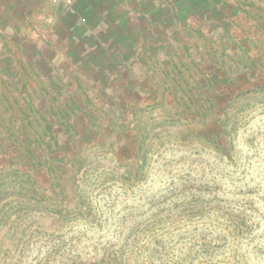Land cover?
Instances as JSON below:
<instances>
[{"label":"rangeland","instance_id":"374dc122","mask_svg":"<svg viewBox=\"0 0 264 264\" xmlns=\"http://www.w3.org/2000/svg\"><path fill=\"white\" fill-rule=\"evenodd\" d=\"M151 3L128 12L105 0H0V92L17 95L19 63L27 72L31 63L36 95L44 86L62 102L75 91L86 109L142 108L134 121L145 136L143 153L125 161L96 147L102 140L94 132L83 134L89 170L77 203L76 191L25 201L7 188L0 264H264V53L255 77L244 66L255 41H264V0ZM184 24L206 33L212 59L197 62L210 83L198 76L195 88L190 79L192 94L233 93L201 115L191 106L192 118L184 105H168L183 102L182 90L161 71L181 37L192 45H179L181 55L203 52ZM246 43L248 60L239 47ZM166 87L176 88V101L148 93ZM211 111L219 113L214 130L206 126ZM107 134L103 143L118 132Z\"/></svg>","mask_w":264,"mask_h":264},{"label":"trees","instance_id":"16d2710c","mask_svg":"<svg viewBox=\"0 0 264 264\" xmlns=\"http://www.w3.org/2000/svg\"><path fill=\"white\" fill-rule=\"evenodd\" d=\"M183 28L192 31L194 33L192 36L197 37V40L203 41L200 42V45L202 44L200 49L203 52L196 53V55L191 52L181 55L178 46L183 45L189 49L192 47L191 39L186 37L188 40L185 42L186 38L181 37L178 41V46L173 49V54L169 58V61L172 57L176 60L174 61L173 58L169 68L161 71L165 77L169 78L174 87L181 88L183 102L168 105H178L179 107L184 105L190 112L191 106H195L194 116L195 114L201 115L203 107L210 108L213 103H216V99L221 98L224 93L229 96H232L233 93L226 90H222L224 91L222 93L221 90L210 89V91L199 90L197 94H192L191 87L188 88L190 79L194 78L192 82L195 88H198L199 81L196 79L198 76L202 78L203 83L205 82L204 87L210 83L208 73L198 69L197 62L205 63L208 60L209 63L212 59L209 52H206V42L209 40L205 36L206 33L198 34L196 28L187 24H184ZM260 35L264 36L262 31H260ZM255 42L256 54L251 58L248 55V48L252 44L246 43L239 46L240 52L248 55L246 56L247 60L249 58L253 60L252 64L246 65L245 63L244 66L248 68L246 73L248 72L254 77L257 70L252 66L260 64L264 53V49H260L264 46V41L258 42L257 39ZM222 54L223 52H220V55ZM217 64L224 65L223 59H220ZM32 66L33 64L30 63L29 69L31 70L27 72L25 66L19 63L18 70L22 72L23 81L17 95L12 96L9 92H0V197H4L3 194H9L7 188H16L18 191H13L14 194L22 197L25 201L34 199L45 201L46 199L65 197L67 191L70 190V192L76 191L73 201L77 203V200L82 198L79 189H77L78 182L86 178V172L89 170L87 156L85 159L82 158L84 148L79 138L87 132H94L102 140L96 147L101 145L108 147L116 160L134 161L144 151L142 147L145 141L143 128L134 121L142 108L130 110L128 108L90 107L86 109L74 102L75 91H71L68 95V101L62 102L58 101V97L52 96V94H56L53 90L46 89L44 86L40 88L42 92L36 95L34 86H29V73L37 77V72L31 68ZM263 66L264 64H262ZM250 69L255 71L250 72ZM258 73L264 76V72L261 70ZM222 76L225 77L226 74L222 73ZM183 86L186 89H183L185 88ZM176 91V88L166 87L163 90L153 89L148 93L153 96H167L172 101H176ZM10 99L13 100L9 101ZM99 109H102L101 113H97ZM208 112V110H204L205 115ZM219 112L222 113V110L219 109ZM78 114L83 118L77 119ZM210 115L212 117L208 118L206 126L214 130L216 127L215 118L217 119L219 113L211 111ZM189 116L192 118V112ZM170 118H174V114H170ZM129 128H132L129 130L132 135L128 136L125 132ZM107 130V135L118 132L114 142L103 143L105 136L102 135V132ZM114 143L116 147H114ZM45 194L49 196L47 197Z\"/></svg>","mask_w":264,"mask_h":264},{"label":"crops","instance_id":"0c3cea01","mask_svg":"<svg viewBox=\"0 0 264 264\" xmlns=\"http://www.w3.org/2000/svg\"><path fill=\"white\" fill-rule=\"evenodd\" d=\"M106 2H107V4H109L110 6V8H112V7H115L116 5H118V6H122V7H124V10L125 11H128V12H133V11H135V12H140V11H138V8H136V7H131V5H150V4H152L151 2H152V0H105ZM234 1H236V3H242L243 2V0H241V1H237V0H234ZM97 2V0H95V3ZM202 2L204 3V4H206V2H207V0L205 1V0H202ZM200 3V2H199ZM210 2H208V5H212V3H210ZM154 4H156V3H154ZM153 4V5H154ZM226 4H229V3H226ZM149 5H148V7H147V9L145 10V6L143 7V10L142 9H140V10H142V11H147V10H149L148 8H149ZM229 5H231V7H235L234 6V4L232 5V1L230 2V4ZM226 6H228V5H226ZM208 7H211V6H208ZM157 9H159L160 7H156ZM236 8V7H235ZM120 11V10H119ZM245 11V10H244Z\"/></svg>","mask_w":264,"mask_h":264}]
</instances>
